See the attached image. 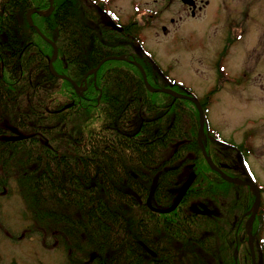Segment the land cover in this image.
I'll return each instance as SVG.
<instances>
[{
	"label": "trees",
	"instance_id": "obj_1",
	"mask_svg": "<svg viewBox=\"0 0 264 264\" xmlns=\"http://www.w3.org/2000/svg\"><path fill=\"white\" fill-rule=\"evenodd\" d=\"M61 1L52 0L48 15L31 16L38 32L54 39L57 73L79 82L104 56L134 55L129 35L87 24L91 17L81 4L89 0ZM48 2L0 0V115L30 135L0 139V192L7 181L14 184L28 236L55 245L64 264H235L239 232L225 230L220 242L219 229L234 214L238 194L231 189L240 185L205 161L195 104L148 90L140 69L126 60L104 61L78 92L51 76L52 47L26 19L28 8L46 9ZM134 58L150 86H178L149 58ZM207 135L203 142L216 163L214 135ZM191 173L178 205L164 211ZM220 197L232 202L230 210L223 212ZM252 198L248 192L247 210ZM207 239L215 248L204 249L206 257ZM217 241L226 256L220 258Z\"/></svg>",
	"mask_w": 264,
	"mask_h": 264
},
{
	"label": "rangeland",
	"instance_id": "obj_2",
	"mask_svg": "<svg viewBox=\"0 0 264 264\" xmlns=\"http://www.w3.org/2000/svg\"><path fill=\"white\" fill-rule=\"evenodd\" d=\"M83 1L85 2V0ZM93 1L97 4H101L105 0ZM215 2V0L207 1L208 5L205 13L203 12L205 15L201 17L197 16L199 13H196L197 15L194 17H190L187 13V8L181 4L182 2L180 0H111L110 5L115 10L112 12L114 16L118 18L119 22L125 21L129 18H133L138 21V23L141 22L142 30L140 31V34L137 35L138 44L141 45L140 47L145 51L147 57L151 59L158 68L165 71L167 78L169 77L170 80L179 84V86L181 85L185 88H189L198 100V96H200L208 84L211 83L210 78L212 76L209 73H205V75H203L202 72L203 65L201 63V59L204 57L202 56V53L205 52L207 48L203 47L201 38L203 30L205 29L204 26H206L209 22L210 15L213 14L214 8L212 9V5ZM81 5L84 10L88 9L86 4ZM133 6L135 7L133 8ZM261 6L262 5H260L259 1L258 3H254V8H257V11H260L259 9ZM231 7H233V4L230 2L227 3L226 6H220V8H224L222 10L226 11L227 9L226 12H230ZM32 9L38 10V12L41 10L39 8L31 7L28 8L27 11ZM96 10L97 13L100 12L98 8H96ZM222 10L218 11V13H221ZM42 11L51 12L47 6L46 9H43ZM67 11L69 10L64 8L63 13L67 14ZM69 15L72 17V14ZM31 16L32 15L30 14V20ZM169 18L172 19V22H169ZM99 19L100 18H97L94 24H92V22H88L87 24L92 29L94 28L97 30L94 25L96 23L98 25L100 22ZM30 22L31 23H29V25L32 24V21ZM74 22L76 23V21H73V25L70 23L72 25V29L74 26H77ZM161 26L164 27V30L162 31L160 29ZM32 28L47 44L52 47L50 54L46 55L47 58H52L54 55L53 46L56 47L54 39L52 38L49 40L42 36L34 25ZM209 29L210 28H208V30ZM218 38L217 34L215 36L211 35V40L209 41L210 45L207 47H213L212 51L219 47ZM205 45H207V43H205L204 46ZM134 49L138 51L137 45H135ZM107 56L116 55L111 54ZM107 56L100 58L97 64L86 73H88V75L93 74L94 76L96 72H94V68L97 67L98 63ZM227 61L233 70L235 67L238 68L244 64L243 62L240 63L239 59L233 60L232 63L230 58ZM46 62L49 70L48 59ZM250 65H252L253 68L245 71L248 76L251 75L247 83L248 86L243 91L235 90V92H233L231 91L232 86H230L229 81L222 84L219 83V85H221L219 86L221 91L214 96L215 100L212 101V105L209 106L205 112L206 114L204 119L206 117L209 124L206 132H210L214 135L215 142L217 140L214 146V149H216V151L220 154H215L216 160L219 159V161L216 162L217 166L225 172L230 173L232 178H239L241 176V170L238 169L237 162L238 158H241V155L256 184L263 187L264 77H257V73L261 72V68L258 63L256 64L253 62L249 64V66ZM98 68L99 67H97V69ZM52 70L54 72L49 70V73L52 74L51 76L61 79L57 76L60 73H57L53 68ZM80 81L83 82L81 83L82 86H86L84 85V82H87L85 77H83ZM150 82L153 83L154 86L160 85L151 80ZM175 89L177 92H185L179 87ZM167 100L169 99L166 98L165 101ZM3 119L6 118L0 115V139L7 142H13V140L8 139V137L13 135L9 127L15 126H12V123L10 122H3ZM20 131L26 134L24 131ZM200 136L206 141L204 131L200 133ZM29 137L30 135L27 134L25 139ZM241 144L248 148L249 151L247 150V153L242 150L244 153L241 154L242 151H240L239 148ZM222 166L231 172L223 169ZM7 182L9 183L6 186V190L2 193L0 192V264H64V256L60 250L54 249L55 245L47 247L44 244L43 237L40 239V237L35 235L28 236V232L25 230L27 220L23 217L25 215H22V200L16 193L14 184L10 181ZM231 190L232 193L234 192L238 194L236 201L231 207L232 213L234 212V214L228 220H225L226 226L225 224H222L220 227V238L225 230H228L230 233H232L233 230L238 231L240 242L233 247V256L236 262L235 264H251L250 253L254 258V264H260L261 260L264 264V229L261 233H257V235L260 234V238L257 236L258 239H253V233H251V231L254 227V223H250L249 220L247 221L248 224L245 223V227L250 232L251 236V239H249L250 244L252 245L251 252L248 248L249 241L247 239V235L243 232L244 221L250 213V211L247 210V206H245L246 198L248 196V192L250 195L251 190L250 188L248 190V187L243 186H234ZM220 193L222 192H218V194ZM220 201H222L223 212L230 210V208H228V204H232L230 200L220 197ZM197 211L198 209H195V212ZM203 229V239H205V233L207 230L205 229V226H203ZM45 241L52 242L53 244V240L48 236H46ZM221 241H223L222 238L220 242ZM202 242L203 244L201 245V248L203 250H201L203 251V255L207 257L208 254L204 252V249H213L215 248V245L212 247V244L208 239L203 240ZM231 243L232 241L230 240V244ZM220 249L222 251H220ZM216 250L220 254V258L223 255L226 256V248L223 246L219 247L218 241Z\"/></svg>",
	"mask_w": 264,
	"mask_h": 264
},
{
	"label": "flooded vegetation",
	"instance_id": "obj_3",
	"mask_svg": "<svg viewBox=\"0 0 264 264\" xmlns=\"http://www.w3.org/2000/svg\"><path fill=\"white\" fill-rule=\"evenodd\" d=\"M64 3L67 5L69 3ZM184 7L187 8V13L190 17H194L199 13V17L205 15L206 7L208 5V0H186L187 2L180 0ZM213 3L212 9L213 14L210 15V20L206 24L205 29L202 34V45L206 47L207 50L203 52L201 63L203 65V75L205 73H209L212 77L210 78L211 83L205 88L203 93L198 96V101L203 103V113L205 116V112L208 107L212 105V101H214V96L220 92V87L222 83L229 81L230 86H232L231 91L235 92V90L243 91L248 85L249 78L247 72L248 69H252L253 66L249 64L255 62L258 63L261 68V72L257 73V77H264V0H215ZM260 2V11H257V8H254V3ZM90 4H88L87 15H89L92 21V24L95 23L97 18H100V22L94 25L97 30L100 28L108 30H112L114 32L123 33V35L127 34L130 36L132 42L129 44L130 49L134 53L128 52V58L135 60L134 56L137 59H148V57L142 52L141 45L138 44L137 35L140 34L142 30L141 22L134 20L133 18L126 19L125 21L119 22L118 18L114 16L112 11H115L110 5L111 0H105L101 4H97L95 1L89 0ZM232 3L233 7H231L230 12H226L222 10L224 8H220V6H226L227 3ZM135 6H133L134 8ZM96 8L100 10L97 13ZM226 8V7H225ZM222 10L221 13L218 11ZM96 15V16H95ZM105 18V19H104ZM169 22H172V19L169 18ZM209 26V27H208ZM116 27V28H114ZM208 28H210L208 30ZM161 31L164 30V27H160ZM208 30V31H207ZM218 35V45L217 49H213V47L208 48L210 45L209 41L211 40V35ZM137 42V43H136ZM136 43V44H135ZM207 45L204 46V44ZM135 45H137L138 51L134 49ZM258 49V51H257ZM125 54V53H124ZM126 54V55H127ZM231 59V63L235 59H239L240 63L244 64L240 67H235L233 70L231 66L228 64V59ZM261 61V62H260ZM65 76V75H64ZM67 77V76H66ZM244 79V80H243ZM173 88H178V86H173ZM179 88H182L179 86ZM185 92H190L192 95V91L189 88H182ZM210 92V93H209ZM205 117L204 119V127L207 129L208 120ZM206 134V133H205ZM216 135V134H215ZM207 140V139H206ZM215 141V139H214ZM217 142V140H216ZM240 151H244L247 153L248 148L244 147L243 144L240 146ZM246 148V149H245ZM241 152L244 153V152ZM249 151V150H248ZM241 179L243 176H240ZM259 187L260 194V202L258 208L256 210L255 215L250 220V223H254V227L251 231L253 239L260 238V234L264 229V186ZM249 190V188H248ZM252 198V208L250 214L253 212L254 206V194L250 192ZM258 236V237H257ZM250 262L251 255H250ZM256 263V262H255ZM260 264H263L262 260Z\"/></svg>",
	"mask_w": 264,
	"mask_h": 264
},
{
	"label": "bare ground",
	"instance_id": "obj_4",
	"mask_svg": "<svg viewBox=\"0 0 264 264\" xmlns=\"http://www.w3.org/2000/svg\"><path fill=\"white\" fill-rule=\"evenodd\" d=\"M50 1H51V3H50ZM65 1V0H64ZM64 1H61L62 2V4L64 3ZM54 2V1H53ZM53 4H55V3H52V0H49V2H48V6H47V8H49L50 9V11H52V9H53ZM61 4V5H62ZM56 5H57V3H56ZM43 9H41L39 12H38V10H34V9H32V10H28L27 12H26V19H27V22L28 23H31L30 21V14L32 15V12H37L36 14L37 15H40V16H46V15H48L49 13H51V12H46V11H42ZM155 12V11H154ZM158 14V13H157ZM31 26H33V24H31ZM54 47V55H53V57L52 58H50V57H48L47 59H48V61H50V66H49V70L51 71V72H54L53 70H52V67H51V63H52V61H53V59L56 57V54H57V50H56V47L55 46H53ZM116 56H122L124 59H121V60H126L128 63H131V64H133V65H135L136 67H138L139 69H140V71H141V74H142V78H143V82L144 81H146V83H147V86L149 87V88H151V89H155L156 91H153V92H165V93H169V94H171L172 96H175L176 98H180V99H186V100H189V101H191L193 104H195L190 98H192V97H194V98H196L195 97V95H192L190 92H177V91H175L176 89L175 88H172V87H170V86H168V85H166V86H163V87H161V86H159V87H152V86H150L148 83V79H147V75L144 73V71H143V69H142V66L140 65V63L137 61V60H133V59H129L127 56H126V54H120V55H116ZM106 60H110V59H106ZM117 60H119V59H117ZM105 61V60H104ZM104 61H102L99 65H97V67H99ZM97 67H95L94 68V72L97 70ZM159 71H160V69H158ZM58 77H60L61 79H63V80H67L66 78H64V76L63 75H57ZM88 76V73H86L85 75H84V77H85V79H86V77ZM68 82H70L71 83V85L73 86V88H74V91L75 92H78V91H81L82 89H84L85 88V86H82V84L81 83H83L82 81H80V82H74V81H69V80H67ZM145 84V83H144ZM176 84V83H175ZM84 85H86V83L84 82ZM163 85V84H162ZM178 86H179V84H178ZM180 87H182L183 88V86H181L180 85ZM147 88V87H146ZM181 88V89H182ZM188 93V94H187ZM197 99V98H196ZM201 108V104H200V102H198V100H197V104H195V106L197 107V110H198V106ZM201 110H202V112H203V109L201 108ZM198 113H199V110H198ZM203 117H204V113H203ZM200 122V121H199ZM210 123V122H209ZM10 128V130H11V132H12V134L13 135H11L10 137H8V139L9 140H13V141H18V140H23V139H25V137H26V135L27 134H24V133H22L18 128H15V127H9ZM203 128H204V126L202 127V130H201V132H203ZM200 123H199V128H198V132H197V141H198V144H199V147H200V149H201V152H202V155H203V157H204V159H205V161L207 162V164L209 165V163H208V161H207V158H206V156L207 157H209V159H210V161H211V163H212V165L213 166H210L211 168H213V167H215L217 170H215L214 168H213V170L216 172V173H218L219 175H220V173L219 172H221V173H223L224 175H226V177L227 178H229L230 180H235V181H237V182H242L243 180H244V178H242L241 179V177H239V178H232V175L231 174H229V173H227V172H225L224 170H222L220 167H218L217 166V163H215L214 162V160L211 158V156L207 153V151H206V147H205V145H204V142H203V139H202V137L200 136ZM209 134H210V136L212 137L213 136V134L212 133H210L209 132ZM205 136H208L207 135V132H206V134H204ZM213 138V137H212ZM214 139V138H213ZM204 150V151H203ZM205 152V153H204ZM205 154H206V156H205ZM223 155V154H222ZM223 158V157H222ZM237 167H238V169H240L241 170V168H240V165H239V163L237 162ZM222 168L223 169H225V170H227L228 172H231V171H229L227 168H225V167H223L222 166ZM219 171V172H218ZM240 175V174H239ZM241 175L243 176V173L241 172ZM194 177H195V175L193 174V173H191L189 176H187L186 177V179L181 183V185H180V187H179V190H178V194H177V196H176V198H175V200H174V202L172 203V205L169 207V208H166L164 211H168V210H170V209H172V208H175L177 205H178V203H179V201L181 200V198L183 197V195L185 194V192L187 191V189H188V187H189V185H191V182L194 180ZM220 177L223 179V180H225L226 182H230L229 180H227V179H225L224 177H222L221 175H220ZM230 183H232V184H236V185H240V186H245V185H242V184H240V183H234V182H230ZM246 187H248V186H246ZM249 188V187H248ZM179 197V198H178ZM179 200V201H178ZM252 202V201H251ZM175 203H177L176 205H175V207H174V204ZM252 204V203H251ZM248 210L251 212V205H250V207L248 208ZM250 213L248 214V217L246 218V220H245V222H244V228H245V233H246V235H247V239H248V241H249V235H250V232L246 229V227H245V223H247V221L249 220V218H250ZM250 221V220H249ZM248 224V223H247ZM248 248H249V250H250V252L252 251L251 250V246H250V241H249V245H248ZM250 255H251V253H250ZM253 256L251 255V260H252V263L251 264H254L253 263Z\"/></svg>",
	"mask_w": 264,
	"mask_h": 264
},
{
	"label": "water",
	"instance_id": "obj_5",
	"mask_svg": "<svg viewBox=\"0 0 264 264\" xmlns=\"http://www.w3.org/2000/svg\"><path fill=\"white\" fill-rule=\"evenodd\" d=\"M183 1L187 2L186 0H183ZM50 3H51V1H50ZM116 29H117V28H116ZM42 36H43V35H42ZM106 59H124V58H123L122 56H107V57L103 58V59L98 63V65H99L102 61H104V60H106ZM48 65L50 66V61H48ZM64 78H66V79L69 80V81H72L70 78H68V77H66V76H64ZM144 83H145V86L147 87L148 90H150V91H156L155 89H151V88H149V87L147 86L146 81H144ZM190 99H191L195 104H197V99H196V98L192 97V98H190ZM197 106H198V105H197ZM198 110H199V116H200V132H201L202 127L204 126V117H203V112H202V110H201V108H200L199 106H198ZM203 151H204V150H203ZM204 153H205V152H204ZM205 156H206V154H205ZM206 158H207V161H208L209 165H210V166H213L212 163H211V161H210V159H209V157L206 156ZM238 163H239V165H240L241 172L243 173V176H244V180H243L242 182H237V181H235V180H230L229 178L226 177V175H224L223 173H221V172H219V171H218V172L220 173V175H221L222 177H224L225 179L229 180L230 182L240 183V184H242V185L248 186V187L252 190V192H253V194H254V206H253V212L251 213L250 218H249V220H251L252 217L255 215L256 210H257L258 205H259V189H258L256 183L254 182V180H253V178H252L250 172L248 171V168H247V166H246V164L244 163V161H243L242 158H238ZM213 168H214L215 170H217L215 167H213ZM178 198H179V197H178ZM178 201H179V200H178ZM176 204H177V203L174 204V207H175ZM249 239H251V236H250V235H249ZM250 246L252 247L251 244H250Z\"/></svg>",
	"mask_w": 264,
	"mask_h": 264
}]
</instances>
